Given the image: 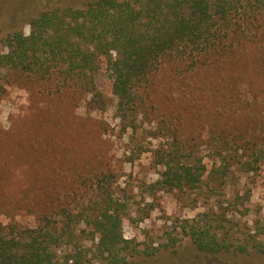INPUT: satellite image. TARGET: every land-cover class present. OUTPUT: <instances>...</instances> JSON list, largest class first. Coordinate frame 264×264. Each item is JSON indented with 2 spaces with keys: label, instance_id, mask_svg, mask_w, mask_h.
Returning a JSON list of instances; mask_svg holds the SVG:
<instances>
[{
  "label": "trees",
  "instance_id": "16d2710c",
  "mask_svg": "<svg viewBox=\"0 0 264 264\" xmlns=\"http://www.w3.org/2000/svg\"><path fill=\"white\" fill-rule=\"evenodd\" d=\"M54 1L59 6L42 0L15 15V22L31 18L29 33L15 29L0 38V88L11 81L34 101L46 98L38 119L46 116L47 128L54 129L49 137L29 134L17 141L32 155L31 185L17 203L35 208L34 225L0 221V264H126L140 250L124 235L128 205L115 195L117 173L80 164L77 143L58 135L60 123L78 119L81 142L96 128L82 118V108L91 113L110 105L96 84L104 63L123 128L136 132L139 123L161 115L156 133L163 131L170 142L155 151L164 169L152 190L201 191L209 185L212 171L197 153L207 139L226 168L259 171L264 119L255 111L264 105V85L256 87L264 77V0ZM240 110L252 113L244 117ZM6 142L1 136L0 144ZM1 168L4 182L11 171ZM228 171L214 168L212 180H223ZM12 207L0 203L1 212ZM177 228L205 252L232 248L212 225L184 219ZM261 233L250 238L264 252Z\"/></svg>",
  "mask_w": 264,
  "mask_h": 264
},
{
  "label": "rangeland",
  "instance_id": "374dc122",
  "mask_svg": "<svg viewBox=\"0 0 264 264\" xmlns=\"http://www.w3.org/2000/svg\"><path fill=\"white\" fill-rule=\"evenodd\" d=\"M41 1L1 0L0 38L15 29L29 33L28 21L31 18L26 16L24 20L15 22V15L29 11L31 6ZM85 1L71 0L74 5L84 4ZM45 2L52 3L49 8L57 7L60 3L43 0ZM257 80L256 87H262L264 77ZM96 82L110 105L105 111L89 113L84 108L81 110L82 118L96 128L88 137H82L81 142L77 139L83 133L76 125L78 119L64 118L59 126L61 134L58 135L66 143H77L75 153L80 156V164L103 165L106 168L110 166L117 173L115 195L128 205L124 235L128 239L134 238L140 250L130 256L126 264H264V252L259 251L250 238V233H256L260 228L264 231V161L259 171H245L237 164L226 168L228 165L207 144V141H211L207 139L197 153L207 163L208 171H212L206 179L209 185L201 191H154L151 185L160 178L164 169L157 164L155 151L170 142L163 131L156 133L157 122L161 119L159 111L158 116L153 114L145 123H139L136 132L131 127L123 128L115 109L111 71L104 63H101L96 74ZM4 84L5 90L0 88V137L6 138L7 142L5 145L0 144V168L9 167L11 175L8 180L0 182V186H3L0 188V203L7 202L8 207H13L8 213L0 211V221L34 225L31 211L35 208L23 209L17 203L23 197L24 188L30 186L32 181L28 172L32 155L25 150V146L18 149L17 141L29 134L39 138L50 136L54 129L47 128L50 125L46 116L38 119L41 116L38 117L39 107L46 108L48 100L41 98L34 101L31 93L20 84L11 81ZM165 90L164 87L163 92ZM251 113L240 110L238 115L245 117ZM255 113L264 119V105ZM98 122L101 125L103 123L104 127L97 129ZM26 148L29 150L30 146L26 145ZM87 156L89 159L84 161ZM214 168L229 171L223 180L217 178L214 181ZM184 219L221 230L222 236L228 238L232 248L215 254L199 249L190 236L181 232V228L174 229V224ZM170 235L178 237V242L174 243ZM259 239L264 242V234L261 233ZM241 246L246 250L241 251Z\"/></svg>",
  "mask_w": 264,
  "mask_h": 264
}]
</instances>
